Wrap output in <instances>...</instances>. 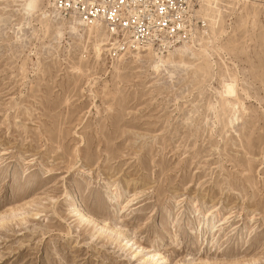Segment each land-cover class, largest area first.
<instances>
[{"label": "rangeland", "instance_id": "obj_1", "mask_svg": "<svg viewBox=\"0 0 264 264\" xmlns=\"http://www.w3.org/2000/svg\"><path fill=\"white\" fill-rule=\"evenodd\" d=\"M19 3L0 0V264H264V0L206 10V61L174 74Z\"/></svg>", "mask_w": 264, "mask_h": 264}, {"label": "built area", "instance_id": "obj_2", "mask_svg": "<svg viewBox=\"0 0 264 264\" xmlns=\"http://www.w3.org/2000/svg\"><path fill=\"white\" fill-rule=\"evenodd\" d=\"M67 17L104 26L116 51L193 41L209 29L203 0H55ZM125 48V49H124Z\"/></svg>", "mask_w": 264, "mask_h": 264}, {"label": "bare ground", "instance_id": "obj_3", "mask_svg": "<svg viewBox=\"0 0 264 264\" xmlns=\"http://www.w3.org/2000/svg\"><path fill=\"white\" fill-rule=\"evenodd\" d=\"M45 1H46V5L39 13V15H41L40 23L45 27V31L48 32L50 28L53 27L55 29V32H57V34L62 35L63 32H61L62 31L61 28L64 27L65 25H68L69 26L68 28L70 29L69 32H72L73 34L79 36L80 38L85 39L87 43L89 42L91 43L92 51L94 52L96 59H101L105 51L115 50L117 46L116 42L115 40L110 39V36L107 33V31H105L103 25L97 22L91 24L85 23L82 19L78 18L77 16L67 17L63 14L61 10L57 8L55 4V0H45ZM19 2H20L19 5L21 6L20 10L21 12H23L25 16H27L26 19L31 18L37 14L38 12L36 10L37 0H19ZM205 2L206 4L204 6V0H203V8L205 9V11L207 10L209 12H213L214 9L215 10L220 9L217 6L219 0H205ZM39 15H36V17L37 16L39 17ZM205 16L206 19H208V23H209V18L210 19L212 18L211 17L208 18L207 14ZM213 23H215V21ZM195 40L187 41L179 44H168L164 48H160V49H156L152 45H148L145 47L135 46L134 48L129 46L127 48H129V51L133 57H142L143 55L147 54L152 60L151 65H153L154 69L160 70L164 68V72L168 71L169 73L174 74L173 71L174 67H182L187 69L191 65L194 66L198 64L200 65L201 63L199 61H201V59L203 61H206V58L209 54V49H208L209 45L201 44L200 46L197 47L194 44ZM132 50L135 52V54H133L134 52ZM115 55L121 59L124 57L125 53L118 54L115 52ZM196 61H198V63H196ZM169 64H171L172 69L167 68V65ZM236 87H237L236 78L230 77L229 79L223 80L221 83V90H220L221 98L224 101L228 102L231 97L233 96L236 97L237 96ZM237 106L235 107L237 108ZM241 106H243V104ZM153 257H155L154 253L147 255V260H150ZM154 261L155 264H161V262L158 261V259H155Z\"/></svg>", "mask_w": 264, "mask_h": 264}]
</instances>
